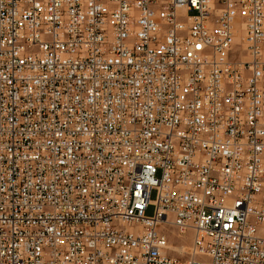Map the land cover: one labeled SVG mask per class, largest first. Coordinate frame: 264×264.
Wrapping results in <instances>:
<instances>
[{
  "label": "built area",
  "instance_id": "obj_1",
  "mask_svg": "<svg viewBox=\"0 0 264 264\" xmlns=\"http://www.w3.org/2000/svg\"><path fill=\"white\" fill-rule=\"evenodd\" d=\"M0 264H264V0H0Z\"/></svg>",
  "mask_w": 264,
  "mask_h": 264
},
{
  "label": "rangeland",
  "instance_id": "obj_2",
  "mask_svg": "<svg viewBox=\"0 0 264 264\" xmlns=\"http://www.w3.org/2000/svg\"><path fill=\"white\" fill-rule=\"evenodd\" d=\"M150 199H151V200H155V192H152V193H151ZM153 213H154V208L151 207V208H149L148 211L146 212V216H147V217H151V216L153 215ZM168 234H169V238H170V240L172 241L173 244H175V245H179V244H181V243H185V242H182V241H178L176 238H174V236L172 235L171 232H168ZM187 252H188L187 249H185L184 251L179 250V253H180L181 255H182V254L185 255V254H187Z\"/></svg>",
  "mask_w": 264,
  "mask_h": 264
},
{
  "label": "bare ground",
  "instance_id": "obj_3",
  "mask_svg": "<svg viewBox=\"0 0 264 264\" xmlns=\"http://www.w3.org/2000/svg\"><path fill=\"white\" fill-rule=\"evenodd\" d=\"M185 249H186V248H179L178 251H179V250L184 251ZM187 250H188V249H187Z\"/></svg>",
  "mask_w": 264,
  "mask_h": 264
}]
</instances>
